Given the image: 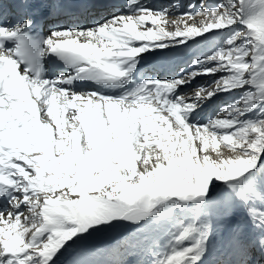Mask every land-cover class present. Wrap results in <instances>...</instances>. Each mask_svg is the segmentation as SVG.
Returning a JSON list of instances; mask_svg holds the SVG:
<instances>
[{"label":"snow or ice","instance_id":"snow-or-ice-1","mask_svg":"<svg viewBox=\"0 0 264 264\" xmlns=\"http://www.w3.org/2000/svg\"><path fill=\"white\" fill-rule=\"evenodd\" d=\"M262 262L264 0H0V264Z\"/></svg>","mask_w":264,"mask_h":264},{"label":"rangeland","instance_id":"rangeland-1","mask_svg":"<svg viewBox=\"0 0 264 264\" xmlns=\"http://www.w3.org/2000/svg\"><path fill=\"white\" fill-rule=\"evenodd\" d=\"M220 232H217V235H216V240H215V243H216V247H217V251H218V249L220 248V244H219V237H220ZM121 236V232H115L114 233V235L110 238V239H108V242L109 241H112V240H114V239H116L117 237H120ZM107 237L108 236H105L104 237V239L103 240H105V243L104 244H106V243H108L107 242ZM102 240V241H103ZM263 264V263H262Z\"/></svg>","mask_w":264,"mask_h":264},{"label":"bare ground","instance_id":"bare-ground-1","mask_svg":"<svg viewBox=\"0 0 264 264\" xmlns=\"http://www.w3.org/2000/svg\"><path fill=\"white\" fill-rule=\"evenodd\" d=\"M226 238H227V234L224 233V242L226 241ZM103 239H104V237H101L96 242L97 243H103L104 244L105 243V240H103ZM216 258H218V259H226V258H222L221 254L219 252H217Z\"/></svg>","mask_w":264,"mask_h":264}]
</instances>
